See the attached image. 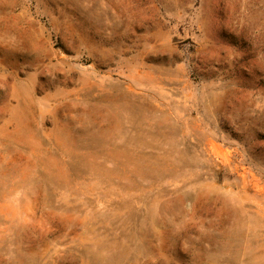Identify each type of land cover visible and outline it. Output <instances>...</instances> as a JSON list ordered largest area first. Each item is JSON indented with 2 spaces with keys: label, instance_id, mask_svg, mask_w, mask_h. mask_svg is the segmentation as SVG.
Listing matches in <instances>:
<instances>
[{
  "label": "rangeland",
  "instance_id": "rangeland-1",
  "mask_svg": "<svg viewBox=\"0 0 264 264\" xmlns=\"http://www.w3.org/2000/svg\"><path fill=\"white\" fill-rule=\"evenodd\" d=\"M0 264H264V0H0Z\"/></svg>",
  "mask_w": 264,
  "mask_h": 264
}]
</instances>
